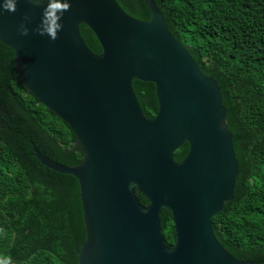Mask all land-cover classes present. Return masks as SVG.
Returning a JSON list of instances; mask_svg holds the SVG:
<instances>
[{"label":"water","instance_id":"obj_1","mask_svg":"<svg viewBox=\"0 0 264 264\" xmlns=\"http://www.w3.org/2000/svg\"><path fill=\"white\" fill-rule=\"evenodd\" d=\"M145 1L149 21L118 0H70L54 40L34 30L47 0H18L15 12L0 14V41L14 51L21 85L67 123L84 155L67 166L33 147L47 168L78 180L86 228L78 264H255L235 258L214 233L213 217L233 200L239 175L221 88L169 31L156 1ZM22 20L26 35L17 30ZM136 80L156 86L153 118ZM185 144L187 155L176 161ZM165 210L172 247L162 234Z\"/></svg>","mask_w":264,"mask_h":264},{"label":"trees","instance_id":"obj_2","mask_svg":"<svg viewBox=\"0 0 264 264\" xmlns=\"http://www.w3.org/2000/svg\"><path fill=\"white\" fill-rule=\"evenodd\" d=\"M169 31L203 74L217 80L227 110L239 175L234 198L213 217L219 242L237 259L264 264V0H155ZM129 15L149 21L145 0H118ZM81 35L102 52L85 25ZM143 112H157L156 86L136 80ZM67 123L21 85L14 51L0 41V255L12 264H78L86 240L78 180L35 156L77 166L83 160ZM188 144L174 154L181 161ZM141 202L147 199L137 191ZM165 243L175 244L172 213L160 215Z\"/></svg>","mask_w":264,"mask_h":264},{"label":"clouds","instance_id":"obj_3","mask_svg":"<svg viewBox=\"0 0 264 264\" xmlns=\"http://www.w3.org/2000/svg\"><path fill=\"white\" fill-rule=\"evenodd\" d=\"M18 0H0V14L4 12H15ZM70 0H47L40 17L39 24L34 29L41 35H47L49 39L54 40L63 24L61 17L69 8ZM27 20L28 13L24 14ZM21 35H26L29 31L25 22L22 20L17 29ZM0 264H12L11 257L0 255Z\"/></svg>","mask_w":264,"mask_h":264},{"label":"flooded vegetation","instance_id":"obj_4","mask_svg":"<svg viewBox=\"0 0 264 264\" xmlns=\"http://www.w3.org/2000/svg\"><path fill=\"white\" fill-rule=\"evenodd\" d=\"M157 112L154 113V115L152 116V118L156 115Z\"/></svg>","mask_w":264,"mask_h":264}]
</instances>
